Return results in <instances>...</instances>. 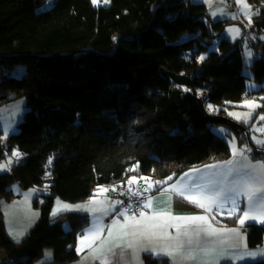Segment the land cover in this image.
<instances>
[{
	"label": "trees",
	"instance_id": "16d2710c",
	"mask_svg": "<svg viewBox=\"0 0 264 264\" xmlns=\"http://www.w3.org/2000/svg\"><path fill=\"white\" fill-rule=\"evenodd\" d=\"M46 1L0 0V103L25 95L29 106L20 131L6 140L23 157L0 172V198H14L16 181L36 186L43 197L38 222L21 240L9 235L0 211V249L15 259L3 264H34L48 246L54 263L79 258L77 240L91 218L81 212L52 216L55 196L83 201L133 176L162 178L155 193L192 167L232 158L226 139L212 130L222 123L207 120L200 97L227 117L222 107L247 92L241 43L222 38L210 50L227 21H213L203 3L110 0L97 7L92 0H55L42 9ZM254 25L264 28V6ZM20 65L26 72L12 75ZM251 70L254 80L264 81V58ZM174 126L180 130L172 132ZM6 154L0 147V161ZM250 158L264 163V147L254 146ZM247 240L262 246L264 225L249 224ZM144 264L171 261L147 253Z\"/></svg>",
	"mask_w": 264,
	"mask_h": 264
},
{
	"label": "rangeland",
	"instance_id": "374dc122",
	"mask_svg": "<svg viewBox=\"0 0 264 264\" xmlns=\"http://www.w3.org/2000/svg\"><path fill=\"white\" fill-rule=\"evenodd\" d=\"M54 2L55 0H47L42 6V9L50 8ZM192 2L205 4L208 8L209 17L213 21L220 19L227 21L225 29L223 30L224 36H218L211 45L210 50H216L222 38L231 41L239 40L242 46L244 61L242 73L246 76V95L240 102H226L222 108L226 112L228 122L226 124L214 125L212 126V130L226 139L230 145L232 154L234 149L243 152V156L232 155L230 159L236 160L237 165L246 169L245 165H254L250 159V150L253 149L254 146L264 147V143H262L264 142V120L260 118L264 116V81L254 80L251 70V66L254 64L256 58H264V28H258L254 25V16L260 12L261 7L264 6V2L260 6H256V2H252L251 0H192ZM109 4L110 0H108L107 3H105V0H98L94 6H108ZM26 70L27 68L24 65L17 66L12 70V75L20 77ZM2 75L3 67L0 65V78ZM117 88L120 90L122 87L117 86ZM203 98L206 108L210 113H214L219 109V107H215L206 96H203ZM121 101L122 107H131V103H129L128 100ZM246 102H252L256 107L248 108L245 106ZM133 104L136 105L135 101ZM208 105H212L214 110L210 111ZM28 110V98L25 95L13 97L6 102L0 103V129L2 131L1 138L3 140L6 141L11 134L20 131V124L23 122ZM230 113L239 114L240 118L238 119L236 116L230 115ZM169 129L172 132H177L180 130V127L174 126ZM241 132H243L240 134L244 139L243 144L239 141V133ZM16 150L14 149V151ZM9 159L12 161L11 164L8 163ZM258 162L259 164L256 165H264L263 161L258 160ZM15 163L16 161L13 157L10 156V154H6L5 158L0 161V164L6 165V167L0 168V172L9 171L11 166ZM242 163L243 165H241ZM141 178L146 177H139L137 181L145 180ZM149 178H147V180ZM10 188L14 193V198L9 200L5 197H1L0 211L3 213L9 235L15 240H21L27 235L30 229L35 226L40 218L39 205L43 202V197L41 195L42 190L40 191L36 186L25 188L18 181L13 183ZM102 188L108 187L103 186ZM97 195L99 197H105V201H109V205L115 202V200L108 197L107 193L101 192ZM36 201L38 202L37 205ZM77 203H79V201L73 202L65 200L60 196H55L51 215L56 216L62 212H78L76 210L79 209L77 207L80 204ZM222 215L223 214L217 213L216 217L218 218V216ZM251 222L262 224L259 221ZM68 228L69 226L67 225L66 229ZM53 258L54 249L48 246L44 249L43 255L35 260L34 264H55ZM14 261L15 259H8L4 250L0 249V264Z\"/></svg>",
	"mask_w": 264,
	"mask_h": 264
},
{
	"label": "crops",
	"instance_id": "0c3cea01",
	"mask_svg": "<svg viewBox=\"0 0 264 264\" xmlns=\"http://www.w3.org/2000/svg\"><path fill=\"white\" fill-rule=\"evenodd\" d=\"M223 36L224 34L222 33V37ZM229 161H232V163L228 164L227 162ZM251 161L254 165L259 164L258 160L251 159ZM212 165H217V167H209ZM241 165H243V163ZM230 168L241 169V176L246 172L252 171V169L250 168L243 169V167L237 165L236 160L233 159H229L228 161L224 162L222 161V163H209L206 165L195 166L188 169L176 180L166 185V187L162 190L155 193L153 192L149 196L155 198L153 200V209H145L144 211L147 213V215H151L154 209H163L166 212L170 213V216L160 217L153 221H147L146 219L142 221V223L155 224L158 226L155 228V231L157 232L158 236L162 238L154 239L151 242L142 239L139 236L132 235L131 228L121 229L119 226H116L113 227L112 233L111 235H109L107 230L108 226H111L112 221L114 219H117V217L115 215H108L104 216L103 218L102 224L104 226V231L99 234L100 238L95 240L94 242L90 238L88 240H84L82 244L81 240L85 235L88 234L86 230L92 227L94 217L100 215L99 212L93 213L90 209L108 206L109 201H105V197H99L97 194L87 198L86 200L79 201V203H77L80 204L77 207L79 209L76 211L87 213L90 218H92L89 227L78 237L77 240L76 248L79 252V258L73 262L65 264H144V255L147 253H152L147 249H150L153 246L159 248L165 244H174L176 243V241H174L172 238L177 237L178 235L181 241H186L189 237H184L182 235L185 226L189 227L190 229V238L193 240V244H184L182 249L176 251L175 264H196V262L193 260L185 259L184 252L188 249L195 250L196 254L205 261H210L212 257L219 255H223L225 257L237 256L241 251H247L255 254L254 256L247 257L244 260H229L227 258H223L219 260V264H244L247 262H254L264 259V255H261V253H264V242L262 246L258 247H250L248 245L247 228L249 224L253 223L251 222L252 220L246 221L243 227L240 226L238 220L235 224L223 223L221 222V218L229 216L227 212V206L225 207V209L221 210H216L214 208L213 212L208 213L205 212L204 209L196 206L195 204L189 203L186 199L178 196L177 193L172 190L174 185L179 186L181 184H188L193 181L200 183H207L208 181H221L223 179L222 174L226 173ZM256 171L258 173H263L264 169L258 168L256 169ZM185 174L188 175L186 176ZM235 179H239V176L236 172H233L232 175L228 176V179L225 183L230 186V182ZM93 197H95L96 203H90V200ZM237 200L241 209V212H238L236 214L237 216H239L240 214H242L243 210L247 209L248 199L244 193H241V195L237 197ZM217 213L223 215L218 216L217 218ZM200 215H207L212 227L216 229H224L225 231L223 237H205L203 233H201V235L197 237L195 235L194 229L196 224H201L202 222L197 221L193 223L183 218ZM177 217L182 219H175ZM213 217L215 218L213 219ZM137 218L139 219V214H137ZM119 220L121 224L125 223L123 218H119ZM177 224L181 226L180 233L177 232V228L175 227V225ZM228 229H237L238 234L226 231ZM125 230H127L129 233L127 236L123 235ZM165 233L167 234L166 236ZM237 244L240 247H235V245ZM204 249L208 250L211 255L205 256L204 252L202 251ZM158 256L167 257L170 259L171 264H174L173 257H169L163 254Z\"/></svg>",
	"mask_w": 264,
	"mask_h": 264
},
{
	"label": "snow or ice",
	"instance_id": "6c2138e0",
	"mask_svg": "<svg viewBox=\"0 0 264 264\" xmlns=\"http://www.w3.org/2000/svg\"><path fill=\"white\" fill-rule=\"evenodd\" d=\"M98 0H92L93 4H96ZM108 0H105L107 3ZM203 59V57H201ZM187 91V89H185ZM248 108H254L252 102H246L245 104ZM209 110H214L212 105H208ZM230 115L236 116L238 119L240 118L239 114L230 113ZM264 120V116L260 117ZM7 134V133H6ZM264 143V142H262ZM12 157H15L17 160L21 157V153L18 151L12 152ZM240 155L243 156V152L234 149L233 156ZM11 159H9L8 163L11 164ZM52 163V159L49 158L48 164ZM231 164L232 161L227 162ZM6 167V165L0 164V168ZM209 167H217V165H212ZM246 168L252 169L250 172L244 173V175H240L241 169H232L230 168L226 173H223V179L221 181H208L207 183H200V182H190L188 184H181L179 186L174 185L172 190L177 193L178 196L186 199L189 203L195 204L196 206L205 210V212L211 213L213 212L214 208L216 210L225 209L227 206V212L229 216L236 215L238 212H241L240 205L238 203L237 197L244 193L248 199V207L246 210L242 211V214L238 216V222L241 227L245 225L246 221H259L260 223L264 224V173H258L256 169L264 168V165H245ZM134 171V169H133ZM199 171V170H195ZM233 172H236L239 176V179H235L230 182V186L225 182L228 179V176L232 175ZM50 175V173H48ZM186 176L188 174H185ZM147 180V178H141ZM129 185L137 183V178L135 176L131 177L128 181ZM162 182H156V184H160ZM152 183H148L146 187H138L135 190L129 188V200L130 202L124 206L122 209L117 207V204L123 205V201H115L111 205L105 207H96L91 208L90 210L93 213L99 212V216L94 217V222L91 228L87 229L86 232L88 233L85 235L81 243L83 244L84 240H91L94 242L95 240L100 238V233L104 231V226L102 224L104 216L108 215H115L117 219L112 221V225L108 226V233L111 235L113 227L119 226L121 229H132V235L139 236L142 239L148 240L149 242L153 241L159 237L155 228L158 227L155 224H148L142 223L143 220L153 221L160 217H168L170 213L166 212L163 209L160 210H153L151 215H147L144 211L145 209H153V200L154 197H146L145 199H140L143 197L145 193L153 188ZM109 189L107 188H99L97 190V194L103 192H108ZM112 191H115L113 188ZM187 193V194H186ZM123 194V193H121ZM259 194V195H258ZM135 197L136 199L133 201L132 198ZM90 203H96L95 197L90 200ZM135 204V207H133ZM137 211L139 213V219L137 218ZM132 215H129V213ZM119 218L124 219V224L120 223ZM215 217H213L214 219ZM175 219H182V218H175ZM187 219L193 223L199 221L202 222L201 224H196L194 232L197 237L203 233L205 237H223L224 229H216L212 227L211 223L209 222V218L207 215H200L194 217L183 218ZM177 228V232L180 233L181 226L179 224L175 225ZM231 233H237V229H228L226 230ZM129 233L127 230L124 231L123 235L127 236ZM167 234L165 233V236ZM182 235L184 237H189L186 241H181L179 239V235L177 237H173L172 239L176 241L174 244H165L159 248L153 246L150 249H147L152 252L154 255H167L169 257H173L174 264H175V253L176 251L183 248L184 244L192 245L193 240L190 238V229L189 227L185 226ZM131 246V245H129ZM235 247H240L238 244ZM82 250V249H81ZM205 256H210L211 253L204 249L202 250ZM254 253L241 251L237 256H215L212 257L210 261L202 260L200 256H198L193 249H188L184 252L185 259H190L196 262V264H219V260L223 258H227L229 260L239 259L244 260L247 257L254 256ZM264 255V253H261ZM99 258V257H97Z\"/></svg>",
	"mask_w": 264,
	"mask_h": 264
},
{
	"label": "built area",
	"instance_id": "2783aa9c",
	"mask_svg": "<svg viewBox=\"0 0 264 264\" xmlns=\"http://www.w3.org/2000/svg\"><path fill=\"white\" fill-rule=\"evenodd\" d=\"M90 49H93V48H90ZM0 147L2 149H4V151L7 154H10V156H12L11 154L13 151L8 149L7 141L3 140L2 138L0 139ZM22 157H23V154L21 153V157L19 158V160H17L15 157H13V159L16 161V163H19L21 161ZM158 181L163 183L162 178L155 177V176L150 177L148 180L137 181V183L132 184V185L123 183L119 187L115 188V191L108 192L107 195L112 200L123 201L124 202L123 205L117 204V207L122 209L124 206H126L130 202V200H129V188H131L132 190H135L138 187H146L148 183H152L154 185L153 188L155 189V188H158L162 185V183L156 184V182H158ZM153 188L151 190H149L147 193H145L143 197H140V199H145L146 197H149L153 193ZM121 193H123V194H121ZM135 199H136L135 197L132 198L133 201ZM133 207H135V204H133ZM137 214H139L138 211H137ZM129 215H132V213L130 212Z\"/></svg>",
	"mask_w": 264,
	"mask_h": 264
},
{
	"label": "water",
	"instance_id": "95a60500",
	"mask_svg": "<svg viewBox=\"0 0 264 264\" xmlns=\"http://www.w3.org/2000/svg\"><path fill=\"white\" fill-rule=\"evenodd\" d=\"M200 104L203 107V109L205 111L206 118L210 123H222V124H224V123L228 122V120L225 116L210 113L206 108L205 100L203 97H200Z\"/></svg>",
	"mask_w": 264,
	"mask_h": 264
}]
</instances>
